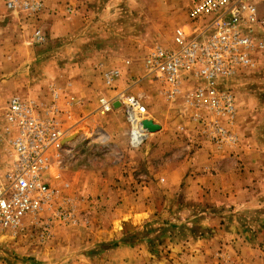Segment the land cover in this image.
<instances>
[{"label": "rangeland", "instance_id": "374dc122", "mask_svg": "<svg viewBox=\"0 0 264 264\" xmlns=\"http://www.w3.org/2000/svg\"><path fill=\"white\" fill-rule=\"evenodd\" d=\"M42 1L34 16L0 3V175L9 160L7 100L49 101L55 87L72 128L47 181L54 207L70 216L43 214L1 232L0 264H264V203L239 202V181L221 176L243 171L244 145L262 152L264 166V63L228 80L236 114L231 139L218 141L195 119L187 84L166 97L143 64L152 47H173V32L196 0ZM257 13L264 17V1ZM256 38L264 41V25ZM110 69L120 71L112 88L102 78ZM126 88L143 95L149 119L166 124L134 149L120 132L121 108L97 110L100 95ZM201 142L209 143L205 155L197 154ZM252 154L248 173L255 172ZM167 173L175 176L171 188ZM102 180L108 186L91 192L89 184ZM50 252L59 258L47 260Z\"/></svg>", "mask_w": 264, "mask_h": 264}, {"label": "built area", "instance_id": "2783aa9c", "mask_svg": "<svg viewBox=\"0 0 264 264\" xmlns=\"http://www.w3.org/2000/svg\"><path fill=\"white\" fill-rule=\"evenodd\" d=\"M2 1L8 11L27 16L44 9L42 0ZM260 1L264 0H196L188 10L186 25L173 32V47L156 45L143 60L147 73L159 82L166 97H176L187 84L184 97L195 110V119L204 131L215 132L218 137L212 136L218 141L231 139L229 129L236 114L228 80L258 61L264 63V41L256 38L258 28L264 25V17L257 13ZM102 78L112 88L120 71L107 70ZM49 96V101L11 97L4 108L9 160L0 175V233L17 231L25 220H38L43 214H48L47 219L70 216L54 207L56 190L49 185L47 174L59 161L63 141L72 128L66 125L71 115L69 110H61L55 87H50ZM143 98L127 88L117 90L112 97L97 98L101 114L121 108L133 149L149 135L143 127L149 120ZM49 223L44 222L43 227Z\"/></svg>", "mask_w": 264, "mask_h": 264}, {"label": "crops", "instance_id": "0c3cea01", "mask_svg": "<svg viewBox=\"0 0 264 264\" xmlns=\"http://www.w3.org/2000/svg\"><path fill=\"white\" fill-rule=\"evenodd\" d=\"M2 2V1H1ZM0 2V3H1ZM0 7L1 4H0ZM4 13V12H3ZM156 124L160 125V133L161 132H165V123L161 122V121H156ZM125 124V126H124ZM120 132L123 134L124 138H126V143L128 145V128L126 123H123V127H121ZM202 143V147L199 148V150H197V154L202 155V154H207L208 153V142H201ZM262 145H264V143H261ZM244 148L243 153H239L238 152V160H240L241 165L243 166V171H239L236 173H232V174H228L227 172H224L222 175L221 173H219V175L222 176V179H229V178H234L235 180L239 181L234 187L236 189V191H239L242 193V197L240 199L239 202L241 201H248V199L252 200V201H258L259 203H264V173H262L261 170H259L260 168L264 167L262 166V152L259 150H253V152L249 153L251 151V147L250 146H242ZM253 153V154H252ZM252 154L254 161L251 159V163L255 165V172L254 173H248V166H250L249 161H248V156H250ZM224 158L227 159V154L225 153ZM210 163H213V157L211 159H209ZM223 163H225L223 161ZM259 163V164H258ZM224 169V168H222ZM176 173V171H175ZM118 174V173H117ZM115 175V177H118V175ZM179 173H177V177L180 175H178ZM175 176L173 173H167L165 174L164 177H162V179L165 181V186L167 188H171L173 186L176 185V181L174 180ZM106 180H102L97 186L96 184L94 186H92L93 184L90 183L89 185L92 187L91 192H97L101 187L102 189H104L105 187L108 186V183H105ZM107 182V181H106ZM95 190V191H94ZM255 198V199H254ZM238 200V199H237ZM243 201V202H244ZM59 254L55 253V252H50L49 253V258L47 256V260L52 261L54 260V258H59L58 257Z\"/></svg>", "mask_w": 264, "mask_h": 264}, {"label": "water", "instance_id": "95a60500", "mask_svg": "<svg viewBox=\"0 0 264 264\" xmlns=\"http://www.w3.org/2000/svg\"><path fill=\"white\" fill-rule=\"evenodd\" d=\"M143 127L149 132L154 133L158 130H160V125L154 123L151 119L145 120L143 122ZM65 142H68V140H65Z\"/></svg>", "mask_w": 264, "mask_h": 264}, {"label": "trees", "instance_id": "16d2710c", "mask_svg": "<svg viewBox=\"0 0 264 264\" xmlns=\"http://www.w3.org/2000/svg\"><path fill=\"white\" fill-rule=\"evenodd\" d=\"M113 245H116V243H113Z\"/></svg>", "mask_w": 264, "mask_h": 264}]
</instances>
